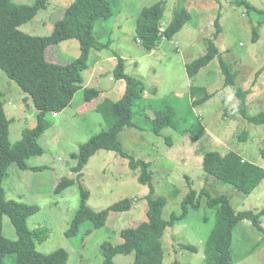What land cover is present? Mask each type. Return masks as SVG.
I'll list each match as a JSON object with an SVG mask.
<instances>
[{"label":"rangeland","instance_id":"obj_1","mask_svg":"<svg viewBox=\"0 0 264 264\" xmlns=\"http://www.w3.org/2000/svg\"><path fill=\"white\" fill-rule=\"evenodd\" d=\"M16 4L31 5L36 0H13ZM165 1L162 28L173 20L176 8L183 4L191 18L171 41H163L153 52L146 51L136 37V23L140 11ZM238 0H111V15L98 21L95 34L98 41L109 42L108 48L93 49L84 79L89 88L102 91L96 100H86L84 91L76 94L72 104L62 112L49 116L50 128L39 139L42 154L26 160L27 168L10 166L3 181L5 198L38 206V212L28 219L31 232L45 230L47 239L36 243V250L50 254L60 248L69 253L67 264H104L100 254L105 242L119 244V232L148 221L146 196L150 189L138 181L141 171L133 172L129 161L116 152L100 150L91 157L84 170L72 171L77 161L73 157L81 145L106 130V121L98 106L116 103L126 90L124 80L115 77L118 60H124V72L139 81L145 89L135 102V115L165 109L175 114L177 128L166 127L160 135L135 127H125L120 135L124 150L139 160L150 163L155 193L152 198L166 200L163 219L182 214V202L195 189L206 188L212 196L227 195L237 211L259 212L264 208V180L251 194L207 176L203 169L204 155L209 151L240 154L245 160L264 169L261 151L264 149V125H255L237 114L239 99L231 86H225V76L219 59H214L194 77L187 74L186 65L205 55V39H214L215 21L219 17L221 33L214 41L220 56L238 72L236 85L249 90L246 97L248 114L264 112V0H246L253 7L247 11L237 6ZM73 0H50L41 11L20 30L33 36H48L53 32L61 6ZM60 12V13H61ZM255 35L257 39H254ZM47 58L54 63H69L80 55L77 38L50 46ZM193 86L205 87L219 93L202 105H194L190 96ZM0 90L4 108L11 120V144L22 138L26 128L37 122V109L32 97L23 92L0 68ZM171 111V112H172ZM173 114V115H174ZM138 120V119H136ZM180 130V131H179ZM203 131L200 139L193 138ZM247 133L246 141L240 137ZM170 139V141H169ZM73 184L64 190L57 187L64 179ZM89 193L88 206L100 211L123 199L133 203L131 210L111 212L104 227L94 229L90 223L81 225L79 232L68 236L67 231L80 208L82 192ZM203 198L199 210L169 227L162 243L164 264H203L208 237L216 225V213ZM264 227V217L262 218ZM3 235L9 240L18 238L9 216L3 219ZM187 245L190 248H183ZM193 248L195 250H193ZM232 252L233 264H264V234L249 220L241 221L235 229ZM9 256L5 264H14ZM115 264H136L135 255L118 254Z\"/></svg>","mask_w":264,"mask_h":264},{"label":"trees","instance_id":"obj_2","mask_svg":"<svg viewBox=\"0 0 264 264\" xmlns=\"http://www.w3.org/2000/svg\"><path fill=\"white\" fill-rule=\"evenodd\" d=\"M111 0H73L67 7H61L58 19L54 23L53 32L48 36H33L24 33L20 26L31 22L38 14L46 10L50 0H36L33 4H16L13 0H0V68L14 81L23 92L32 97L37 109L35 127L26 128L22 138L14 144L9 140L11 120L8 119L0 90V264H5L9 256H14V264H67L69 253L65 249H58L50 254H42L36 250V243H43L47 239L46 231L31 232L28 219L38 212V206L21 203L5 198L3 181L8 176L10 166L18 165L27 168L26 160L42 154L39 144L40 137L46 132L51 121L49 116L67 109L76 94L84 91L86 100L98 99L102 91L86 87L84 73L88 70V61L93 49L108 48L109 42H100L96 38L95 27L98 21L110 17ZM237 6L246 7L247 11L254 8L246 0L235 2ZM61 12V13H60ZM165 12V1L143 8L137 18L136 37L142 47L153 52L163 41H171L178 34L191 16L185 6L180 5L174 12L172 22L162 28ZM259 13L264 15V12ZM214 39H205L207 50L204 56L186 65L187 74L194 77L198 72L218 58L225 76V86H231L239 99V111H232L225 106V113L232 118L241 114L255 125H264V112L250 116L246 104L249 90H243L236 85L238 72H234L220 56L214 41L221 33L220 18L215 21ZM257 36L255 35L254 39ZM77 38L80 44V55L69 63H54L47 58L50 46ZM115 77L124 80L126 90L116 102L105 109V101L98 106L106 121L110 124L101 133L93 136L87 143L81 145L79 152L74 154L77 164L72 171L80 174L89 160L100 150L116 152L120 157L129 161V168L133 172L141 171L138 181L149 187L146 196L149 204L148 221L134 228H125L119 232L122 242L113 244L105 242L101 245L100 254L104 264H115L118 254L135 255L136 264H164V247L162 238L169 227H174L178 221L184 220L190 210H199L204 197L207 206L216 213V225L206 241L205 261L203 264H233V238L236 227L241 221L249 220L264 234L262 218L264 208L259 212L237 211L227 195L212 196L203 188L201 192L191 190L182 202V214H172L171 220L163 219L166 200L162 197L153 199L155 193L150 163L139 160L128 154L120 141V135L125 127H135L141 131L153 132L160 135L166 127L177 128L175 114L172 109H162L148 114L135 115V102L143 97L144 88L135 78L124 72V60L119 59L115 69ZM219 91L208 92L205 87L193 86L190 91L194 105H202L215 97ZM172 111V112H171ZM174 114V115H173ZM138 119V120H136ZM180 131V130H179ZM203 131L193 139L197 141ZM247 133L240 137L246 141ZM170 141V139H169ZM264 160V149L261 151ZM203 169L207 176H212L236 187L245 194L253 193L264 180V169L245 160L240 154L230 151L222 154L219 151H209L204 155ZM73 181L64 178L57 187V191L72 185ZM89 193L82 192V201L69 230L68 236L79 232L81 225L90 223L94 229L105 226L111 212H126L131 210L133 203L123 199L111 206L95 211L88 206ZM9 216L16 228L18 238L9 240L3 235V219ZM183 248H190L183 245ZM193 250H195L193 248ZM171 264H180L177 261Z\"/></svg>","mask_w":264,"mask_h":264},{"label":"crops","instance_id":"obj_3","mask_svg":"<svg viewBox=\"0 0 264 264\" xmlns=\"http://www.w3.org/2000/svg\"><path fill=\"white\" fill-rule=\"evenodd\" d=\"M61 7H63V8H64V7H67V6H61ZM86 87H87V85H86Z\"/></svg>","mask_w":264,"mask_h":264}]
</instances>
